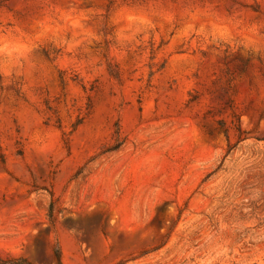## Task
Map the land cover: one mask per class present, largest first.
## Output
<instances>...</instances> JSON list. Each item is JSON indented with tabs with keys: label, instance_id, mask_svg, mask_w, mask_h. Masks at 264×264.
<instances>
[{
	"label": "rangeland",
	"instance_id": "374dc122",
	"mask_svg": "<svg viewBox=\"0 0 264 264\" xmlns=\"http://www.w3.org/2000/svg\"><path fill=\"white\" fill-rule=\"evenodd\" d=\"M264 264V0H0V257Z\"/></svg>",
	"mask_w": 264,
	"mask_h": 264
},
{
	"label": "trees",
	"instance_id": "16d2710c",
	"mask_svg": "<svg viewBox=\"0 0 264 264\" xmlns=\"http://www.w3.org/2000/svg\"><path fill=\"white\" fill-rule=\"evenodd\" d=\"M0 264H35L23 257H0ZM50 264H62L60 249L57 248L55 251V261Z\"/></svg>",
	"mask_w": 264,
	"mask_h": 264
}]
</instances>
